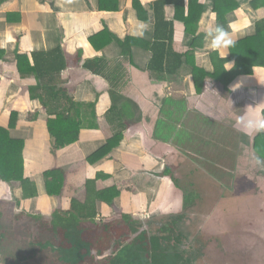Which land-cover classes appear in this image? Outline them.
Masks as SVG:
<instances>
[{
	"label": "crops",
	"instance_id": "0c3cea01",
	"mask_svg": "<svg viewBox=\"0 0 264 264\" xmlns=\"http://www.w3.org/2000/svg\"><path fill=\"white\" fill-rule=\"evenodd\" d=\"M130 1L104 0L101 4L100 0H0V124L7 125L10 111L18 112L19 124L12 131V137L25 141V174L37 182L39 190L38 198L24 201L18 186L0 182V200L8 196L4 192L13 189V194L21 198V207L25 206L22 208L28 214L41 213L47 218L51 217L52 211L60 206L54 205V202L58 204L65 199L47 196L43 168H51L56 164L68 171L74 164L81 163L101 149L106 144V130L119 127V121L116 120L111 126L106 118L115 100H120L119 104L130 100L139 108L138 118L130 125L131 128L134 126L136 133L125 134L127 138L118 148L97 164L86 167L84 172H87L88 178L93 179L97 172L102 171L111 175L114 181L132 179L137 186L135 194L118 198L113 205L98 202L99 218L108 212L127 207L130 211L134 209L136 218L148 216L152 222L150 226L162 225L163 218L166 220L170 215H175L174 213L184 215L183 212L187 209L184 194L186 187L183 186L174 166L172 169L183 190L176 186L173 178L167 176L168 162L173 160L168 156V149L174 145L175 140L181 141L188 133L190 138L197 129H211L214 123L219 126H237L242 119L254 120L257 116L261 117V112L264 111L263 69L255 71L253 77L237 80L230 91L223 93V98L226 99L227 94L229 99L225 101L226 105L221 98L220 106L216 109L213 82L212 85L208 84L206 95L200 96L194 78L185 72L174 76L152 73L150 67L154 56L146 47L155 44L157 19L154 6L161 0H141L148 12V21L140 19L138 12L133 8V1ZM239 1L241 9L229 17V21L235 23V30L229 31L232 32L236 43L249 38V35L245 36L247 31L252 30L262 15V19L264 18L262 11L253 9L251 4L254 0ZM200 3L206 6V11L199 25V35L205 34L206 28L214 27L217 21L213 15V1L201 0ZM116 6L118 11L102 10L103 7L110 9ZM245 12L249 16L248 19L243 17ZM176 14L175 6H168V19L176 23L175 51L186 54L191 51L193 38L186 35L184 23L176 22ZM103 33H107L109 38L100 40L97 43V49L100 51H96L90 41ZM129 38L145 45V49L136 47L132 50L133 63L125 60L117 44V41L125 42ZM57 48L64 49L72 56H82L81 67L63 73L62 80L70 97L79 103V111L86 124L78 143L53 155V140L46 127L48 116L43 112L40 101L32 100L30 94L22 88V84L31 82L21 80L17 70V56L51 52ZM205 49L214 52L209 48ZM195 61L198 64L199 61ZM88 62L97 65L98 76L83 68ZM204 70L208 74H214L211 65ZM245 91L250 92L249 97L244 94L234 96L235 93ZM206 98L209 109L202 105ZM221 108L225 110V115L229 114L233 118L220 121V114L214 113V110L221 111ZM178 113L184 116L175 119ZM29 114H38V117L30 122ZM237 152L242 154L239 148ZM252 152L248 153L250 158L254 156ZM187 157L192 164H197L196 159ZM237 174L242 175L240 171H237ZM71 178L74 181V176ZM196 185L199 187L201 184ZM190 186L199 191L194 189L195 186ZM230 187L234 188V185ZM235 189L228 200L240 202L232 203L224 211L237 216L239 214L235 212L247 201L249 192H246L245 186H236ZM200 192L201 200H198L197 205L189 212L200 208L198 214L201 216L205 210L201 204H214V198L205 197L202 189ZM30 204H34V210L27 207ZM64 205L62 207L66 208L67 205ZM221 212L219 210L218 214ZM186 217L189 218L187 215ZM211 217L214 219V215ZM159 218H162L161 222L154 221Z\"/></svg>",
	"mask_w": 264,
	"mask_h": 264
},
{
	"label": "trees",
	"instance_id": "16d2710c",
	"mask_svg": "<svg viewBox=\"0 0 264 264\" xmlns=\"http://www.w3.org/2000/svg\"><path fill=\"white\" fill-rule=\"evenodd\" d=\"M103 1L100 0V3L102 4ZM200 1L161 0L155 3L157 19L155 44L152 47H146L154 56L150 71L172 76L185 72L194 78L197 93L200 96L206 95L207 86L208 84L212 85L211 82L214 87L220 85L224 87V92H228L237 80L255 76L256 68L264 69V20L257 24L256 35L237 42L235 47L229 49V57L226 60L220 59L219 54L214 53L216 72L208 74L198 68L195 61L197 51L205 48V34L199 35V25L205 14L206 6ZM212 1L217 23L227 28L230 22L229 17L241 9V3L238 0ZM168 6H175L177 10L176 22L184 23L186 35L193 38V42L190 44L191 51L186 54L175 51L176 23L168 19ZM252 7L255 11L264 10V0L254 1ZM133 8L138 12L141 20H149L148 12L141 0H133ZM102 10L118 11V6L110 9L103 7ZM105 38H109L107 33L97 35L90 41V44L95 46L96 51H100L97 49V43ZM108 43L110 42L108 41ZM117 44L121 48L125 60L130 63H133L132 50L136 47L145 49L144 43L133 41L130 38L125 42L117 41ZM233 60L235 67L229 71L226 62ZM81 63L82 56L69 55L62 48L51 52H34L31 56L27 54L17 56V70L21 80L26 83L31 82L22 84V88L30 94L32 100L40 101L43 112L48 116L46 127L48 135L53 140L51 149L53 155L78 143L84 124H86L79 111V103L70 97L65 82L62 80L63 73L79 69ZM96 66L94 62H88L83 68L98 76ZM225 98L222 101L224 105H226L225 101L229 100L227 94ZM220 99L214 96V109L220 106ZM119 102L120 100H115L109 115L106 116L111 126L116 120L119 121V127L106 130V144L101 149L81 163L74 164L68 171L56 164L51 168H43L42 174L47 196L65 199L69 203L66 208L59 207L52 211L50 219L39 213L37 219L42 227L41 233L52 234L58 239L57 243L48 240L46 243L40 244H43V248L49 247L54 255H57L55 264H189V259L186 260L178 252L177 247L165 244V241L170 238L162 236L167 232L176 233L178 229L180 230L178 233L182 234L179 220H172L167 226L159 227L157 232L162 235H154L150 230H146L131 241L132 236L138 234L145 226L144 221L136 218L134 209L130 211L127 207H123L116 212L101 215L99 218L98 202L113 205L116 199L130 197L137 192L136 183L132 179L114 181L111 175L102 171L97 172L96 176L90 179L87 177V172H84L86 167L97 164L118 148L121 142L127 138L125 132L130 129L131 123L138 118L139 108L134 102L130 100H124L121 104ZM207 103L204 100L202 105L209 109ZM18 115V112L13 111L7 125L0 124V182L18 186L21 189L22 199L31 201L39 197V190L37 182L25 174V141L12 137V131L19 124ZM181 116L183 117L184 114ZM36 117L38 114H29L28 120L33 122ZM255 150L264 160V132L257 136ZM239 158L238 162L242 164L243 168L251 171V167L247 163L248 157L239 154ZM174 164L176 165V161ZM172 167L173 165L168 162L167 174L174 179L176 186L183 190ZM73 176L74 181L71 178ZM238 176L247 181L252 180L251 176L246 178L237 174L236 177ZM256 184L255 188L250 189V200L257 198L255 194L257 190L254 191V189L259 190L261 185L260 183ZM228 189L235 188L229 186ZM263 196L264 194L260 200L261 204H264ZM193 197L190 192L189 195L186 194L188 205L195 199ZM9 200V194L0 200V220L14 219V222L18 223L23 214L15 216L14 204L9 203ZM5 205L7 209L4 208ZM229 215L232 213L229 212ZM30 217L32 218V216ZM174 239L178 244L184 240L180 235ZM112 245H114L113 254L102 260H97L94 255L89 253V250H93L101 256L113 247ZM5 264H19V262L16 260L15 262H5Z\"/></svg>",
	"mask_w": 264,
	"mask_h": 264
},
{
	"label": "rangeland",
	"instance_id": "374dc122",
	"mask_svg": "<svg viewBox=\"0 0 264 264\" xmlns=\"http://www.w3.org/2000/svg\"><path fill=\"white\" fill-rule=\"evenodd\" d=\"M132 1L133 0L130 2ZM261 11L264 14V10ZM243 17L248 19L249 16L245 12ZM262 17L254 24L250 32L247 31L248 33L245 34V36L249 35V37H252L256 35L257 24L264 20ZM216 23L217 21L214 23V27ZM214 53L218 52H210L205 48L198 50L195 54L199 61L198 64H196L197 67L204 70L211 65L215 73ZM204 65L206 66L204 67ZM234 67L235 65L227 66V70L230 71ZM257 70L262 69L256 68L255 71ZM215 86L214 96L220 99V97H223L224 87L220 85ZM193 88H195V86ZM237 94H244L246 97L250 96L249 91L238 92L235 93L234 96ZM205 101L207 100L205 99ZM12 112L10 111L8 115V121ZM214 113L220 114V121L224 118L226 120L233 118L229 114L225 115V110L222 108L221 111L214 110ZM178 115L179 113L175 115V119L181 116ZM260 116L264 118V111L261 112ZM173 117L174 116H172V118ZM252 120L253 119L248 118L242 119L237 126H219L216 125L217 123H214V127L211 129L203 128L197 129L198 131L195 130V133L191 134L190 138V133H188V136H183L181 141L176 139L174 145H171L168 149V156L173 159L170 163L174 166V160H176L174 169L179 173L183 186L189 187L191 180L196 181L201 184L199 188L202 189L205 197L211 196L214 198V204H201L205 208L203 215L200 216L198 214L200 208L195 211L200 217L198 221H191V224L187 227L190 238L188 240H183L180 245V249L185 253L186 257L192 259V264H264V224H262V222H264V204L260 203L262 195L264 194V160L259 157L255 150L257 136L264 131H255L250 128L249 122ZM134 132L136 133L134 126H132L125 134L130 135ZM142 137L144 136L142 135ZM238 148L243 155L248 157L249 151L252 152L254 148L252 152L254 156L251 158L249 157V160H247L248 165L251 167V171L243 168L242 164L238 162L240 161L239 153L237 152ZM180 153L181 155H179ZM187 156L196 159L197 164H192L188 161ZM257 159L262 163L257 164ZM237 169L242 173V175H239L245 176L246 178L251 176L252 180L247 181L240 176L236 177ZM210 172H212L211 175L207 176ZM256 183H260L261 185L259 190L257 188L254 189V191L257 190L256 199H248L251 195L247 194V201L243 203L241 208L238 207V212H235L239 215H221L218 218L224 219L226 222H223L221 225L214 223L215 219L211 216L218 214V211L221 209L224 210L225 205L231 206L234 202H240L228 200V196L226 195H233L235 189L228 190L227 186L234 185V188L236 186H245L247 188L246 192H250V189L257 186ZM12 190L13 189H10L9 192L4 193L5 195L10 194L9 203L12 202L14 204V215L23 214V216L18 223H15L14 219L0 220V263L3 262L2 264H5V262H11V260L14 259L15 261L17 260L19 264H55L57 255H54V252L50 250L49 247L43 248L42 245L48 240L52 243H57L58 239L52 234L44 235L41 233L42 227H40L39 219H37L39 213L28 214L26 210L22 208L25 206L21 207V198L19 199L18 196H15ZM63 201L64 202L58 204L55 201L54 205H60L59 207H62L64 204L68 205L69 201ZM30 205L27 207L34 210V204H32L31 207ZM4 208L7 209V206L5 205ZM30 216H32V218ZM50 218L51 217H49V219ZM137 219L139 220V218ZM143 219L146 225L145 227L148 228L147 230H151L154 235H161V233H157L160 225L152 227L150 226L152 222H150L148 216ZM161 219L162 218L155 219L154 221L161 222ZM162 221L164 222L165 219L163 218ZM177 235L178 232H167L162 236H172L174 238ZM171 244L177 246L178 242L176 239H173ZM112 246L113 247L110 249H113L112 252H114V245Z\"/></svg>",
	"mask_w": 264,
	"mask_h": 264
},
{
	"label": "clouds",
	"instance_id": "9594fccd",
	"mask_svg": "<svg viewBox=\"0 0 264 264\" xmlns=\"http://www.w3.org/2000/svg\"><path fill=\"white\" fill-rule=\"evenodd\" d=\"M213 15H215L213 13ZM235 30V23L229 22L227 28L224 25H216L215 27L208 26L205 31V48L217 51L219 56L226 60L229 53L228 49L235 47L236 40L233 39L232 32ZM235 61L226 62L227 66H234ZM239 85L236 84V86ZM249 127L255 131H264V118L257 116L254 120L249 122ZM257 164L262 163L259 159L256 160Z\"/></svg>",
	"mask_w": 264,
	"mask_h": 264
},
{
	"label": "flooded vegetation",
	"instance_id": "af4514ba",
	"mask_svg": "<svg viewBox=\"0 0 264 264\" xmlns=\"http://www.w3.org/2000/svg\"><path fill=\"white\" fill-rule=\"evenodd\" d=\"M211 173L212 172H210V173H208L207 174V176H210L211 175ZM167 176H169V175H167ZM170 177V176H169ZM172 178V177H171ZM174 180V179H173ZM175 182V181H174ZM190 184L191 185H193V186H195V188L194 189H198L199 191H196V190H193L192 189V187L189 185V187H184L185 188V192H184V194H185V197H186V194L187 195H189V192L190 193H192L193 194V198H195V199H193L190 203H189V205H188V203H187V209L183 212L184 213V215L181 213V214H178V213H174L175 215H170L169 216V218H167V220H165L164 222H161V224L162 225H160L159 227H164V225L165 226H167L172 220H179V226L181 227L180 229H182V234H179L180 236H181V238H184V240L185 239H189L190 237V235H189V233H188V230H187V227L191 224V221L192 222H194V221H198V218H199V215L195 212V211H191V212H189V210L191 209V208H193V207H195L196 205H197V202H198V200H201V189L196 185L197 184V182L196 181H193V180H191L190 181ZM200 206V205H199ZM227 208H228V206H226L225 205V210H227ZM220 211H222L221 213H219V214H215L214 215V223L215 224H217V225H221L223 222H226L224 219H221V218H218L219 216H221V215H226V214H229V212H226V211H224V210H220ZM219 212V211H218ZM217 213V212H216ZM189 217V218H187L186 217V215ZM263 214H264V212H263ZM193 219V220H192ZM264 219V218H263ZM262 224H264V222H262ZM151 231V230H150ZM180 230L178 229V231L177 232H179ZM152 232V231H151ZM176 232V233H177ZM158 233V232H157ZM166 233H163V235H165ZM162 235V234H161ZM179 235H177V236H179ZM176 236V237H177ZM167 238H170V239H167L165 242V244H170L172 247H174V248H176L177 247V250H178V252H180L184 257H185V259L187 260L188 258L186 257V255H185V253H183L182 252V250L180 249V245L182 244V242H183V240L177 245V246H173L172 244H171V241L174 239L172 236H166ZM189 261H190V263H191V261H192V259H189ZM11 262H15V260L14 259H12L11 260ZM189 263V264H190Z\"/></svg>",
	"mask_w": 264,
	"mask_h": 264
},
{
	"label": "water",
	"instance_id": "95a60500",
	"mask_svg": "<svg viewBox=\"0 0 264 264\" xmlns=\"http://www.w3.org/2000/svg\"><path fill=\"white\" fill-rule=\"evenodd\" d=\"M249 157H250V156H249ZM249 157H248V159H249ZM251 157H252V156H251ZM139 220L144 221L143 218H139ZM144 223H145V222H144ZM145 226H146V225H145ZM145 226H144V228L141 229V231H140L138 234L132 236L131 241L134 240L135 238H137L141 233H143L144 231H146V230L148 229V228H146ZM147 227H148V226H147ZM112 250H113V249H110L108 252L104 253V254L101 255V256L98 255V253H97L96 251H93V250H89V253H90V255H94V256L96 257L97 260H102V259H104V258H106V257L111 256V255L113 254Z\"/></svg>",
	"mask_w": 264,
	"mask_h": 264
}]
</instances>
